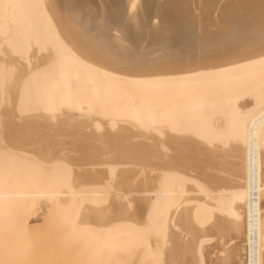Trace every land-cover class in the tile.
Listing matches in <instances>:
<instances>
[{"label":"bare ground","instance_id":"6f19581e","mask_svg":"<svg viewBox=\"0 0 264 264\" xmlns=\"http://www.w3.org/2000/svg\"><path fill=\"white\" fill-rule=\"evenodd\" d=\"M192 2L0 0V264H264V0Z\"/></svg>","mask_w":264,"mask_h":264},{"label":"rangeland","instance_id":"374dc122","mask_svg":"<svg viewBox=\"0 0 264 264\" xmlns=\"http://www.w3.org/2000/svg\"><path fill=\"white\" fill-rule=\"evenodd\" d=\"M100 2H99V4L97 3L98 2V0L96 1V0H79V3L81 4V5H83V6H87L88 7V9L89 10H92V11H95L94 13H93V16L94 17H98V18H100V16L101 15H97L99 12H101V10H99V9H101L100 7H105V5H106V0H99ZM221 0H213V4H214V6H213V8L214 9H212L211 8V10L212 11H210V12H208V13H201V11L199 12L198 10H197V5H195L193 2H192V4L190 3L188 6H186V7H184V10H182V11H179L180 12V17L178 16L179 15V13H177V11L178 10H175L174 8H173V10L172 9H170L169 10V13H167L168 14V18H167V23H169V20H174V22H176L178 25H176L175 23H172L171 25H170V23L171 22H173L172 20H171V22L169 23V25H167L166 24V27H168V29L165 27V25H161V28L159 29V31H162V35L164 36L166 33H170V32H174L175 31V34L176 35H180V33L179 32H181L182 31V28H181V26L179 25V24H183V21L182 20H184V21H186L185 23L187 24L188 22L190 23V24H192L193 26H194V29H196V31L197 30H199V29H201L202 31L204 30V31H206V30H208V32L209 31H213V30H215L214 28V26H213V24H214V20H215V18H214V13L216 14L215 15V17L218 15V16H220V13H219V7L220 6H222L226 1H228V0H226V1H223V2H220ZM87 2V3H86ZM92 2V3H91ZM93 2L95 3V4H93ZM103 2H104V4H103ZM216 2V3H215ZM222 3V4H220V3ZM84 3H86V4H84ZM218 3H219V5H218ZM93 5V6H92ZM100 5V6H99ZM192 6H194L193 8H192ZM96 7V8H95ZM188 8V9H187ZM192 8V9H191ZM217 8V9H216ZM194 9V10H193ZM98 10H99V12H98ZM193 10V11H192ZM198 12H196V11ZM215 11V12H214ZM98 12V13H97ZM184 14H183V13ZM185 12H186V14H185ZM96 13V14H95ZM171 13V15H169ZM173 13V14H172ZM199 15H197V14ZM210 13V14H209ZM101 14V13H100ZM177 14V15H176ZM96 15V16H95ZM107 15V19H108V17H110V16H108V14H106ZM106 15L104 16V19H106ZM185 15V17H182V16H184ZM188 15H189V17H188ZM170 16H171V19H169L170 18ZM194 16V17H193ZM177 17V18H176ZM182 17V18H181ZM193 17V18H192ZM180 18H181V22H179L178 23V19H179V21H180ZM185 18V19H184ZM190 20H189V19ZM109 19H111V18H109ZM109 19L108 20H106V21H109ZM156 19H154V21H155ZM188 20V21H187ZM198 21V22H197ZM152 22H153V20H152ZM192 22H194V23H192ZM156 24L157 23V20L155 21V22H153V24ZM184 23V24H185ZM172 25H174V26H172ZM163 26V27H162ZM170 26V27H169ZM179 26V27H178ZM200 26V27H199ZM204 26H206V27H204ZM165 27V28H164ZM174 27V28H173ZM176 27H178V28H180L179 30H181V31H179L178 30V28L176 29ZM169 28L171 29V31H169ZM172 30H174V31H172ZM201 30H199V31H201ZM136 32V33H135ZM142 32H137L136 30H134V35L136 34L137 36H139V37H141V36H143V34H141ZM170 34H172V33H170ZM157 35H160V34H155V35H152V37L151 36H149L148 38H149V40H151V38H153L154 36V41L156 40V38H158V36ZM173 35V34H172ZM171 35V36H172ZM157 36V37H156ZM173 37V36H172ZM0 113H1V116H2V118L0 117V132H2L1 130H2V128L1 127H3L4 126V124H3V122H1V121H3V120H5V121H8L7 120V118L5 117L6 116V113L4 112V110H3V108H0ZM4 129V128H3ZM3 133H4V131H3ZM58 140H61V137H60V139L59 138H57V140H55L56 142H58ZM60 147H62V144L60 143V146L58 147L57 146V149H59ZM56 149V150H57ZM262 202H264V197H263V200H262ZM121 210H122V208H121ZM123 210L125 211V209L123 208ZM122 210V213H124V211Z\"/></svg>","mask_w":264,"mask_h":264}]
</instances>
